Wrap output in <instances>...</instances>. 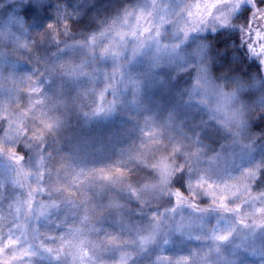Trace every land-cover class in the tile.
Wrapping results in <instances>:
<instances>
[{
  "label": "clouds",
  "instance_id": "9594fccd",
  "mask_svg": "<svg viewBox=\"0 0 264 264\" xmlns=\"http://www.w3.org/2000/svg\"><path fill=\"white\" fill-rule=\"evenodd\" d=\"M260 209L264 0H0V264H264Z\"/></svg>",
  "mask_w": 264,
  "mask_h": 264
},
{
  "label": "snow or ice",
  "instance_id": "6c2138e0",
  "mask_svg": "<svg viewBox=\"0 0 264 264\" xmlns=\"http://www.w3.org/2000/svg\"><path fill=\"white\" fill-rule=\"evenodd\" d=\"M9 159L14 160L17 163H19V157L15 156L14 153H11V152L9 153ZM22 175H23L24 178H26L28 173L23 172ZM103 175H104V179L105 180L110 178V174L104 173ZM20 182H21V174L18 173L16 183H20ZM73 182L74 183L77 182L75 178H74ZM209 187H211V186H209ZM32 191L34 192L35 188H33ZM26 203L28 204L29 208H31V205H32V193L31 192L28 195V200L26 201ZM218 207L224 209L225 211L229 210L227 208L226 204L224 203V198L223 197L220 198V203L218 204ZM41 208H43V205L41 206ZM257 211H258V214H260L261 218L260 219H256L253 222L256 224L257 227L264 226V209H260V210H257ZM240 223H244V221L241 220ZM228 235H229L228 233H225L224 235H217V236L214 237V239L218 240V241H224V240H226L228 238ZM111 242H113V241H110V243ZM15 243H16V241L9 240L5 244V247H8L9 245H14ZM67 243H68L67 241H64V242H62V243H60L58 245H55V246H53V245L43 246L42 245V247H43V250L46 253H48L49 255H52L54 258H58L59 256L64 254V252L66 250ZM82 243L83 242H81V244H77L75 246V250L71 253V255H73L76 258H80L81 260H83V258L88 255L87 251L83 250ZM0 251H3V249L0 248ZM21 254L23 255L25 253H21Z\"/></svg>",
  "mask_w": 264,
  "mask_h": 264
}]
</instances>
